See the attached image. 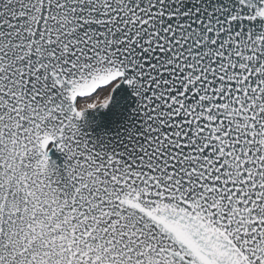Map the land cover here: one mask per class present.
I'll list each match as a JSON object with an SVG mask.
<instances>
[{"label":"snow or ice","instance_id":"6c2138e0","mask_svg":"<svg viewBox=\"0 0 264 264\" xmlns=\"http://www.w3.org/2000/svg\"><path fill=\"white\" fill-rule=\"evenodd\" d=\"M0 264H264V0H0Z\"/></svg>","mask_w":264,"mask_h":264}]
</instances>
